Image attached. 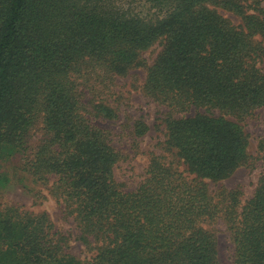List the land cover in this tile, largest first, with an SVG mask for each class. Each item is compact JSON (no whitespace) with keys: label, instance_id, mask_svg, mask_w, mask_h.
I'll return each instance as SVG.
<instances>
[{"label":"trees","instance_id":"trees-1","mask_svg":"<svg viewBox=\"0 0 264 264\" xmlns=\"http://www.w3.org/2000/svg\"><path fill=\"white\" fill-rule=\"evenodd\" d=\"M262 63L264 0H0V188L16 161L90 254H72L47 213L4 205L0 264H218V226L232 264H264V170L247 200L209 187L255 167L239 122L264 111ZM137 69L139 91L165 110L158 150L127 191L117 135L96 121L119 118L116 81ZM130 126L137 147L148 127Z\"/></svg>","mask_w":264,"mask_h":264},{"label":"rangeland","instance_id":"rangeland-1","mask_svg":"<svg viewBox=\"0 0 264 264\" xmlns=\"http://www.w3.org/2000/svg\"><path fill=\"white\" fill-rule=\"evenodd\" d=\"M137 11L146 14L147 8L139 6ZM220 13L230 19L234 24L242 23L241 18L231 12L220 9ZM155 55V48L146 51L144 57L151 62ZM264 72V63L260 65ZM144 77L141 69L129 72L125 77H119L116 81L115 91L120 92V98L115 99L113 104L119 106V118L114 121L97 120L96 124L104 129L111 130L115 135L113 145L124 155V160L118 163L114 169L115 179L124 190L131 191L136 188L143 178L147 167L149 156L156 152L158 142L161 139L160 118L164 113V108L153 101L146 99L138 89ZM90 96H86L89 100ZM194 111L188 115H193ZM141 119L148 127L147 133L138 139L137 147L132 143L128 135L131 123L135 119ZM247 134L248 148L247 153L250 156L257 157L255 167L247 169L241 167L236 170L228 179L219 183H209L212 190L224 188H239L243 193V200L249 199L255 189L257 180L264 170V152L259 153L258 145L260 138L264 136V111L257 110L254 116L239 122ZM39 125L30 133V140L34 144L40 137ZM16 162V161H15ZM4 164L3 169L9 172L11 181L3 188H0V207L4 205L22 206L35 213L45 212L48 214L56 231L66 234L70 238V252L79 258H85L90 254L85 250L84 245L77 237L79 231L74 221L64 219L62 206L52 199L45 187L33 183L29 177L23 175L16 163ZM47 197V199L45 198ZM216 233V249L218 255V264H232V246L228 240L227 233L223 231L222 226H218Z\"/></svg>","mask_w":264,"mask_h":264}]
</instances>
